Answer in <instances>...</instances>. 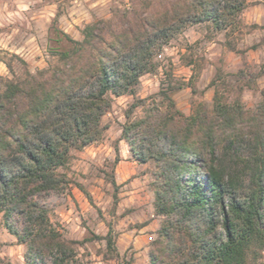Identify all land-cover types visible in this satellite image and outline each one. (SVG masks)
<instances>
[{
	"label": "trees",
	"instance_id": "obj_1",
	"mask_svg": "<svg viewBox=\"0 0 264 264\" xmlns=\"http://www.w3.org/2000/svg\"><path fill=\"white\" fill-rule=\"evenodd\" d=\"M246 4L141 0L84 24L79 40L54 28V64L24 77L0 76V215L25 246L24 264L75 261L85 239H66L45 199L70 184L72 151L101 137L112 97L133 94L139 78L153 71L154 56L187 26L209 23L234 50L228 38ZM160 94L164 108L149 106L139 118L131 114L144 100L129 106L118 138L135 161L154 164L153 206L162 223L148 264H262L264 92L247 110L238 96L224 102L215 89L211 108L200 102L188 115L166 91ZM95 237L113 248L111 232ZM0 264L11 263L0 258Z\"/></svg>",
	"mask_w": 264,
	"mask_h": 264
},
{
	"label": "rangeland",
	"instance_id": "obj_2",
	"mask_svg": "<svg viewBox=\"0 0 264 264\" xmlns=\"http://www.w3.org/2000/svg\"><path fill=\"white\" fill-rule=\"evenodd\" d=\"M140 1L0 0V76L24 77L27 71L36 74L54 64L56 57L49 51L56 47L54 28L79 40L84 24L111 18L117 9L131 10ZM239 20L228 38L234 50L226 45L225 32L215 31L209 23L187 26L173 36L154 56L153 71L139 78L134 93L112 97L111 107L102 117L106 128L101 137L82 150L72 151L66 170L70 184L64 192L45 199L53 226L66 239H85L76 245L72 264H148V251L162 223V216L155 214L153 206L154 164L150 162L148 180L145 185H137L142 189L130 203L124 200L128 195L123 194L133 188L129 180L117 184L115 177L118 138L126 121L125 112L133 102L144 100L131 114L132 118H139L149 106L164 108L165 100L160 94L163 91L185 115L200 102L211 108L215 89L224 102L231 103L238 96L247 110H253L261 100L264 0H247ZM188 30L191 35L186 36ZM240 73L243 77L238 78ZM212 80L214 85H210ZM109 232L112 249H108L105 239L95 237ZM24 250L25 246L5 229L0 215V258L11 264H24ZM261 261L264 264V252Z\"/></svg>",
	"mask_w": 264,
	"mask_h": 264
},
{
	"label": "crops",
	"instance_id": "obj_3",
	"mask_svg": "<svg viewBox=\"0 0 264 264\" xmlns=\"http://www.w3.org/2000/svg\"><path fill=\"white\" fill-rule=\"evenodd\" d=\"M189 31L190 30L185 33L186 36L191 35V31ZM118 146L120 149L119 160L115 167L116 182L117 184H122L129 180V185L133 188L123 194L128 195L125 196L124 200L130 203L129 201H134L142 189V187L137 188V185H140L142 182L145 185L147 182L149 177V171L147 169H152V165L150 162L138 163L135 161L131 157L128 146L124 140H118Z\"/></svg>",
	"mask_w": 264,
	"mask_h": 264
}]
</instances>
